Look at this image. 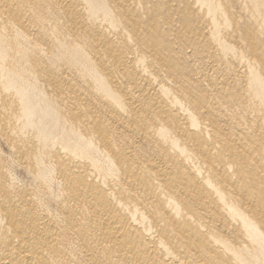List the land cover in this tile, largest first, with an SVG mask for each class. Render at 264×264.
<instances>
[{
  "label": "bare ground",
  "instance_id": "1",
  "mask_svg": "<svg viewBox=\"0 0 264 264\" xmlns=\"http://www.w3.org/2000/svg\"><path fill=\"white\" fill-rule=\"evenodd\" d=\"M0 264H264V0H0Z\"/></svg>",
  "mask_w": 264,
  "mask_h": 264
}]
</instances>
